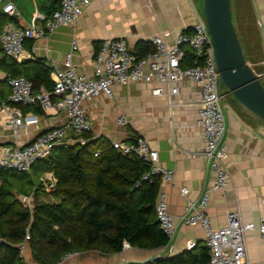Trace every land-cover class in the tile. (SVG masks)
<instances>
[{"label": "crops", "instance_id": "0c3cea01", "mask_svg": "<svg viewBox=\"0 0 264 264\" xmlns=\"http://www.w3.org/2000/svg\"><path fill=\"white\" fill-rule=\"evenodd\" d=\"M8 1L10 0H0V36L7 18L3 7ZM11 1L21 12L19 19L12 16V20L25 25H39L43 22L37 14L51 16L60 8L62 0ZM202 2L203 0H90L75 29L64 25L47 37L27 40V57L22 63L41 60L54 68L62 64L76 41L78 48L73 52V63L79 72L95 77L100 69L96 53L104 39L125 37L133 52H151V39L157 34L164 35L170 42L179 32L192 34L196 12L202 14ZM232 15L246 59L257 73H263L264 0H237ZM3 59L10 61L12 58L0 45V145L21 147L31 142L39 133L62 126L67 116L65 112L53 110L39 113L19 106L24 113L38 114L39 122L27 126L19 133L10 129L7 122L14 112L13 106H1V102L6 101L10 95L7 83L9 66L3 64ZM51 78L54 81L52 73ZM261 80L264 83V76ZM157 86L156 83L143 82L114 85L112 96L102 94L86 100L84 106L93 126L92 131L86 134L91 133L94 138L102 137L111 143H133L136 137L142 136L153 149L159 151L160 164L173 172V181L161 179L158 196V201L161 197L168 201L170 213L176 221L173 256L187 250L189 242L206 245L205 230L199 226H188L180 219L188 203L201 199L204 188L212 182L214 174L201 154L205 140L202 129L196 123L201 100L200 87L185 80L173 84L178 87L177 94L170 95V86L164 84L163 94L157 95L154 93ZM224 91L228 124L225 138L226 164L232 181L225 190L213 192L207 206V213L215 228L227 225L231 212H240L244 222H258L264 216V121L243 108L228 90ZM121 115L128 119L127 126L119 125L118 118ZM75 137L71 132L64 143L73 144ZM38 179L42 182L56 177L52 172H45ZM183 188H188L187 194L182 193ZM42 199L48 198L45 199L42 195ZM49 199L57 201L53 195ZM246 238L249 258L253 264H264V238L258 231L247 232ZM156 254H168V249L131 246L115 254L90 250L69 256L59 264H125L129 260H142ZM24 255L28 257L30 264H38L31 258L28 246Z\"/></svg>", "mask_w": 264, "mask_h": 264}, {"label": "built area", "instance_id": "2783aa9c", "mask_svg": "<svg viewBox=\"0 0 264 264\" xmlns=\"http://www.w3.org/2000/svg\"><path fill=\"white\" fill-rule=\"evenodd\" d=\"M90 0H62L61 6L51 16L37 14L42 24L16 23L11 17L20 18L21 12L10 0L3 7L6 19L0 36V45L4 52L21 63L27 56L25 42L47 37L61 26L76 28L77 22L83 14ZM153 50L145 56L133 52L125 37H110L104 39L96 53V62L100 68L97 76L92 77L79 72L73 63V52L78 48L75 41L61 65L53 68L54 86L52 89L41 88L35 90L33 82L23 75L10 77L7 83L10 95L1 102L3 108L12 105L14 112L7 122V126L15 133L29 125L39 122V115L34 112L24 113L19 106L38 104L43 112H65L66 122L62 126L53 127L39 133L31 142L24 146L0 145V166L18 172H29L33 165L40 160L47 159L58 146L69 138L71 132L75 137L73 144L84 145L88 139L86 133L92 131V122L85 109L84 102L102 94L113 95L114 85L143 82L156 83L154 89L157 95L163 94V85L170 86L169 94L178 93L174 83L189 80L200 87L201 100L198 109L197 125L203 131L205 146L202 156L206 159L214 178L204 188L199 201L190 202L180 221L188 226H199L206 232V245L209 248V262L207 264H253L247 250L246 234L258 231L264 238V216L258 222H244L240 212L228 215L227 225L219 228L212 226L207 213L211 195L218 190H225L231 183L232 177L226 164L227 143L225 141L228 124L224 106L226 98L223 86L219 85V73L215 61V49L208 25L202 14L196 12L194 32L187 34L179 32L170 42L164 35L152 37ZM187 47L195 53L194 63L183 66L187 55ZM264 65V58L262 60ZM257 73V72H256ZM262 79L263 73H257ZM120 126H127L129 121L121 115L118 118ZM112 146L124 154L135 153L151 165V170L144 176H160L163 181H173V172L160 164L159 151L153 149L149 141L136 137L133 143L114 141ZM99 152L96 153L98 155ZM53 180V181H51ZM43 180V190L51 192L57 179ZM183 194L188 188L182 189ZM25 206L32 207L34 195L18 196ZM157 216L168 237V254L174 252L176 235V221L170 213L169 203L165 198L157 202ZM26 241L20 246L23 253L27 247ZM195 242H189L187 249L195 247ZM131 245L125 241L124 249ZM76 254V253H75ZM70 254L64 258L75 255Z\"/></svg>", "mask_w": 264, "mask_h": 264}, {"label": "trees", "instance_id": "16d2710c", "mask_svg": "<svg viewBox=\"0 0 264 264\" xmlns=\"http://www.w3.org/2000/svg\"><path fill=\"white\" fill-rule=\"evenodd\" d=\"M139 53L145 56L149 52ZM194 58L195 53L187 49L183 66L192 65ZM22 62L3 59L9 66L8 78L23 75L33 82L35 90L53 88V67L41 60ZM23 107L43 112L37 104ZM85 136L86 144L63 143L29 172L0 166V264H30L20 248L27 233L28 252L38 264H59L70 254L90 250L120 253L125 241L144 249L168 244L156 210L161 177L144 179L151 170L149 162L135 153L120 152L102 137ZM32 172L54 173L57 182L50 196L56 202L42 199L47 194L43 181H31L32 186L25 187L11 180ZM20 194H33V206H25ZM209 259L208 246L198 243L148 264H207Z\"/></svg>", "mask_w": 264, "mask_h": 264}, {"label": "water", "instance_id": "95a60500", "mask_svg": "<svg viewBox=\"0 0 264 264\" xmlns=\"http://www.w3.org/2000/svg\"><path fill=\"white\" fill-rule=\"evenodd\" d=\"M203 13L214 44L219 85L225 86L243 108L264 121V83L245 57L233 20L232 0H204ZM161 257L156 254L125 264H148Z\"/></svg>", "mask_w": 264, "mask_h": 264}, {"label": "rangeland", "instance_id": "374dc122", "mask_svg": "<svg viewBox=\"0 0 264 264\" xmlns=\"http://www.w3.org/2000/svg\"><path fill=\"white\" fill-rule=\"evenodd\" d=\"M203 3H204V0L202 2L200 11L202 12V15L204 17V13H203ZM236 3H237V0H232V9H233V7L235 6ZM223 88L227 91V88L225 86H223ZM38 178H39V174L38 173H35V172H32L30 174H27L26 176L19 177L18 179L12 178L11 180L14 179L15 180L14 181L15 184H18L19 183L21 185V183H23V186H25V187H31L32 186L31 181L37 183L38 180H39ZM51 193L52 192L47 193L46 196L44 194L45 198H48V199L51 198V196H50Z\"/></svg>", "mask_w": 264, "mask_h": 264}]
</instances>
